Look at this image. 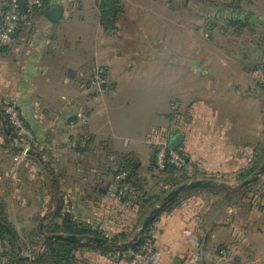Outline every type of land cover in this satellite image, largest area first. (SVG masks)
<instances>
[{"label":"crops","instance_id":"crops-1","mask_svg":"<svg viewBox=\"0 0 264 264\" xmlns=\"http://www.w3.org/2000/svg\"><path fill=\"white\" fill-rule=\"evenodd\" d=\"M157 2L158 0H154L149 8L154 13L152 20L159 18L166 22V14L169 10L153 9ZM9 3L10 0H0V35L3 15ZM76 3L75 0H52L50 7L35 12L32 27L29 30L23 28L14 41L7 44L0 36V111L4 97L18 100L23 119L33 130L40 145L34 149V152L41 153L45 160L51 157L56 160L66 158L63 151L67 149L72 153L71 158L78 161L83 158L81 157L83 153L77 147L79 143L87 151L94 147L99 139V144L102 146H100L101 153L110 154L109 158H112L113 162L116 158L130 156L138 162L142 175L149 176L152 175L149 168L154 151L151 135L157 134L161 128H168L166 130L170 131L169 143L178 141L176 148L181 147L190 162L195 165L198 174L215 177L233 176L252 166L254 147L248 136L250 133L247 129V104L238 106L233 95L238 89L241 90L240 93L251 87V81L243 83L239 80L240 76L237 72L245 74L243 79L247 74L251 80V73L241 65V62L254 61V57L264 61V46L260 42L256 46L257 49L261 47L260 53L259 51L253 53L255 45L252 42L249 43L250 49H247L248 56L246 55L245 58L240 55L222 54L221 49H212L211 55L206 56L200 53L202 51L200 47L209 45L207 42L204 44L196 42L193 47H199L200 51L197 54L175 52L169 57V49L166 48L169 46L168 39L157 38L156 34L144 38L143 32L136 33L138 30L136 27V32L133 33L136 50L144 46L148 49L147 53L152 55H147L146 61L138 59L133 66L121 70L118 78L112 76L113 71L108 66L112 61L109 60L108 65L104 66L112 91L86 101L84 93L80 92L83 88L85 90V85L78 84L77 80L83 77L87 80L91 74L86 71L78 73L75 69L81 46L78 44L77 33H72L76 25L75 23L72 25L75 15L73 6ZM147 4L148 0H137L135 6L129 9L130 15H139L136 10L144 5L148 6ZM54 6L62 7L64 11L59 22H54L43 14V10ZM242 7L243 4L236 14L237 17L249 16L248 21L252 25L264 19V0H257L255 6L254 4L251 6V13ZM229 15L233 14L229 11L226 17ZM83 19L84 17L81 21ZM14 43H20L25 47L19 45L21 47L19 49ZM117 47L121 48L119 42ZM106 48L102 52L112 50L109 45ZM81 49H84L82 51L85 54L92 52L88 45H84ZM96 55L95 59L99 63L102 57L98 47ZM139 60L140 64L151 63L152 66L161 63L166 75L169 74V62L173 64V68L174 65L179 64L184 70L178 73L177 77H184L188 84L186 87L182 84L181 88L177 87L176 90L171 88V94L176 95L171 96L170 113L168 109L164 112L159 111L161 118L166 117L168 124L162 123L159 126L154 124L142 133H139L141 127L138 124L136 125L139 128L124 127V132L127 134L123 136L124 132L120 134L121 123L114 122L111 118L115 110L120 113L123 112V108L129 106V100L124 99L122 92L120 94L118 90L123 83L138 86ZM227 63L233 64L235 72L227 71L225 65ZM207 80L215 87L219 86L218 88L223 89V92H220V94L225 92L222 98L211 96L216 91L207 84ZM149 81V79L145 80L144 84H148ZM140 102L141 98L135 99L136 104L139 105ZM98 115H104L105 121L93 124L92 121ZM0 125L5 132L1 118ZM243 127L245 130L242 129ZM135 131L138 134L134 133ZM4 134L0 136V178L2 174L10 175V171L6 170L5 161L10 157L16 160L22 148L19 146V150L14 152L16 139L6 135V132ZM143 151L146 153V163L143 161ZM53 170L57 173L55 167ZM75 186L71 191L69 203L77 220L84 221L97 230L112 231L121 228L125 223L122 224L123 217L125 218L124 212L129 210L115 199L113 186L105 188L101 185V193L91 184L86 187L85 193L81 192L80 185L75 183ZM6 194L8 195V192L6 193V190L0 186V195L7 197ZM263 201L259 200V213L255 215L264 213ZM16 203L17 207L21 208L32 206L31 202ZM216 211L217 208L213 204L206 203L202 194H195L183 200L172 211L164 212L159 217L161 229L155 241L153 264H264V246H253L257 232L254 233L251 226L257 221L253 220L252 214L246 215L244 220H238L237 212L233 215L235 210L229 206L226 210L231 216L229 222H221L218 221L220 214ZM223 231L224 235L221 234ZM256 231L262 234L264 228L259 227ZM221 245L227 248L223 255L219 249ZM80 255L88 264H117L118 258L115 254L104 256L100 252L88 250L82 251Z\"/></svg>","mask_w":264,"mask_h":264},{"label":"rangeland","instance_id":"rangeland-1","mask_svg":"<svg viewBox=\"0 0 264 264\" xmlns=\"http://www.w3.org/2000/svg\"><path fill=\"white\" fill-rule=\"evenodd\" d=\"M121 1L124 13L119 19L116 27L117 29H109V31H107L101 22L98 0H75L77 3L73 6L75 9L73 14L75 15H73L74 18L72 20V25L74 23L76 25L74 27L75 30L73 29L74 32L72 33H77L78 44L79 46L81 45V48L84 47V45H88L92 49V52L85 54V52L82 51L84 49L79 47L75 69L78 73L86 71L91 75L87 80L86 77H83V79L79 78V80H77L78 82L76 81L78 84L87 85L94 69L100 67L106 70L104 65L107 66L109 60L112 61V64L108 66L110 67V70L113 71L112 76L114 78L120 77V75H118L120 71L124 70L127 66H133L137 63L138 59L146 61L147 59H145V57L152 54H148V49L144 46H141L136 50L134 42L135 38H133L135 36H133V33L136 32L137 28L138 30L136 33L140 34V32H143V36H145L144 38L156 34L157 38L168 39L169 46H166V48L169 49V57L175 52L178 54H189L190 52L197 54L198 51H200L198 50L199 47H193L196 42L200 44L206 42L209 43V45H205L203 48L200 47L202 50L200 53H203L206 56L211 55L212 49H221L220 51L222 54L229 56L240 55V57L244 56L243 58H245L246 55L248 56L247 51L250 49L249 46L252 42H254L255 45L253 53H258L256 51H259L260 53L261 48L257 49L256 46L260 42V37H264V19L259 20V22H257L258 24L254 23L255 25L249 24L247 28L240 33L237 32L238 27H232L226 19L229 11L224 9L221 10L220 7L223 3L231 2L229 0H158L156 7L153 9H168L169 11H167L168 13L166 14V22H163V20L159 18L152 20L154 13L149 8L154 0H148V6H142L140 9L136 10V13L139 15L133 16L130 15L129 9H132L135 6L137 0ZM256 3L257 0H245L242 3V8L250 12L251 6H253V4L255 6ZM82 17H84L83 21H81ZM11 42L6 43L8 44ZM118 42L121 44V48L117 47ZM14 45L18 47L20 45L23 48L25 47L20 43H14ZM108 45L112 47V50L102 52V50ZM18 47H14V49H18ZM97 47L100 49V55L102 57L99 59V63H97V59H95L97 58ZM20 48L21 47H19V49ZM53 50L56 51V49ZM135 50L137 51V54L135 53ZM140 60V67L138 68V73H140V76H138V86L134 87L126 83L119 86L118 93L121 94L122 92L124 99L129 100V106L123 108V112L118 113L115 110L112 114L113 117L111 120L114 122L118 121L122 125L120 134L124 132V127L127 129L129 126H137L136 124L141 127L140 129L137 126L139 128V133H142L145 129L147 131L148 128L154 124V126H159L162 123L164 125L168 124L166 117L165 119L161 118L159 111L164 112L165 109H168L170 113L172 105L171 96L176 95L171 94L172 89L176 90L177 87L181 88L182 84L186 87L188 84L187 79L184 77H177L178 73L184 70V68L182 70V67H180L179 64L174 65L173 68V64L169 62V74L166 75V71L161 67V63H155L152 66L151 63L147 64L141 62L142 64H140ZM262 64L264 65V61L255 57L254 61L248 63L241 62V65L251 73V80L247 77V74L245 79H243L245 74L242 75L241 72H237V75L240 76L239 80L243 83L251 81V87L247 91L240 93L239 91L241 90L238 89L233 95L238 106L247 104V129L250 133L248 136L251 138L254 147L253 165L258 164V169H260L264 163V71L263 69H257V66ZM225 65L227 66L228 72H235L233 64L227 63ZM107 79L108 81L110 80L109 76H107ZM147 79L150 80L149 83L144 84ZM207 84H210V86L216 91L211 95L212 97H223L222 95L225 92L220 94V92H223L221 87H215V85L209 83L208 80ZM84 87L85 90L83 88L80 92L84 93L86 101L98 98V96H95L87 90V86ZM136 98H141L139 105L135 103ZM7 99L9 98L4 97L2 103ZM87 106L91 108L90 105L87 104ZM155 109H157V112H155ZM223 112L224 111H222L221 114H223ZM174 114H176V112H174ZM103 121H105V116L98 115L92 122L93 124H98L103 123ZM166 129L168 130V128H161V130L165 131L168 138L170 131L168 132ZM242 129L245 130V127ZM13 132L16 134V140H18L17 132L15 130ZM4 133L5 132L0 125V136H4ZM134 133L138 134L137 131ZM126 134L127 132L122 135L126 136ZM98 140L99 139L95 142L94 147H92L93 150L92 148L87 149V151L81 155L83 158L78 161L71 158L72 153L68 152L67 149L63 151L65 152L63 154L66 158L56 160L52 157L48 158L46 162H49V164L46 163V167L42 166L39 160L36 161L30 158V155L26 156L23 160L19 159L21 153L18 154L16 160H13V158L10 157L8 161H5L6 170L10 171V175H1L0 186L6 190V193L8 192V195L6 194V206H8V213L11 214L9 219L16 229L21 231L23 237H29L30 230L37 225H44L45 221H40V216L44 213L45 218H50L46 217V214L52 213L56 208L57 198H64L66 205H70L69 200L72 195L71 191L76 187L75 183L80 185L81 192L84 193L86 192V187L90 184L93 187L98 182L100 185L105 186V188H109L113 183L114 178L107 175L105 172L107 169L106 166L108 168L117 169V162L119 160L116 158L117 162L115 163L112 158H109L110 154L106 155L101 153L102 146L99 144ZM21 142V145L25 143L23 141ZM19 146L20 145H17L14 142V147ZM152 146L153 150H156L154 143ZM142 157L144 162L147 161L146 153L144 151L142 152ZM53 167L56 168L57 173L54 172ZM194 170L195 169L190 168V171L193 172ZM155 174L160 173L155 171ZM155 176V178H153L152 175H142L141 177L143 181L145 180L142 183L145 190L150 194L146 197V200L153 196L154 193H161V190H164V183L162 182L164 176ZM236 177L237 175H227L225 177L219 176L216 177V182L240 187L242 183L239 182ZM256 181V184L251 187V190H244L235 195L234 204L232 205V208L235 211L232 214L236 215L235 212H237L236 216L238 217V220H244L243 218H245L246 215L252 214L253 220L257 221L254 226H251L253 232H257V235H255V244L253 246L263 247L264 232L259 234L256 230L259 227L264 228V213L258 215L255 214L259 213L260 194L264 193V174ZM114 188L115 190H113V194H116L117 187ZM50 193L56 194V197H54V199L53 197L51 198V196H49ZM84 193L82 194L83 197L85 196ZM130 193L132 195L130 198H135V200H137L136 197L138 193L132 190ZM196 194H202L206 203L213 204L217 208L216 212L220 214L218 221L229 222L231 216L226 213L229 206L227 207L222 194L216 195L211 192H197ZM22 201L24 203L31 202L32 206L30 208L17 207L16 202ZM141 202H143V200ZM152 204H155L156 207L160 203L153 202ZM70 207L71 206H69V208L67 207V211L70 215L75 216ZM124 215L132 218L134 212L130 208L128 212H124ZM14 217L17 218V220ZM36 220L39 221L36 222ZM133 221H135V219ZM134 224L135 223H132L131 227H133ZM139 228L140 227L136 230H134V228H132L133 230L131 228L127 229L132 230L131 237H133ZM221 234L224 235V231ZM28 242H31V240L28 239ZM44 247L43 244L40 249L42 250ZM38 248L39 247H33L34 250ZM23 254L24 256H29L30 252L24 251Z\"/></svg>","mask_w":264,"mask_h":264},{"label":"trees","instance_id":"trees-1","mask_svg":"<svg viewBox=\"0 0 264 264\" xmlns=\"http://www.w3.org/2000/svg\"><path fill=\"white\" fill-rule=\"evenodd\" d=\"M22 6V9H25L26 0H19ZM43 6L41 8H37L35 12H39V10L48 8L51 6L52 0H42ZM99 1V9L101 14V22L105 30L109 31V29H117V24L121 15L124 13V8L121 0H98ZM231 2L223 3L220 5L222 9L230 11L231 14L226 19L228 23L232 27H238L237 32L243 31L250 22L248 21L250 18L247 16L246 18L237 17L236 14L241 10V4L245 0H229ZM24 28L21 25L19 31L15 35V38L19 36V32ZM25 29V28H24ZM260 43L264 46V37H260ZM261 48V47H260ZM257 69H263L264 65L257 66ZM2 112V110H1ZM9 130L11 131V137L16 139V134L13 132V128L10 126ZM7 135V134H6ZM169 142V140H168ZM170 146V143H169ZM79 151L82 153L85 152L84 147L77 146ZM14 152H17L18 147H14ZM83 149V150H82ZM178 151L183 159L184 166L179 168L175 165H168L166 168L159 172L160 174H155L157 168L156 161V150L154 149L151 165L149 168L152 177L155 178L160 175V177L164 176L162 182L164 183V190H161V193H154L153 196L148 197L149 192L145 190L144 185L142 184L144 181L142 180V173L140 172V168L138 166V162L131 158L130 156L120 157L117 162L118 168H108L106 166L105 172L107 175H110L114 178L111 186L117 187V191L115 194V199L121 202V204L125 205V207L130 210H133L134 215L131 217L125 218L123 217L122 226L119 229L112 230L115 233L114 238L111 242L115 244H125L128 243L133 237H131V231L136 230L138 227H141L145 218L149 215L150 211L155 208L154 203H161L165 195L171 191L172 189L185 184L192 182L198 179L205 180H214L216 182L215 176H207L204 174H198L195 168V165L190 162L188 156L181 150V147H177L175 149ZM34 151V150H33ZM34 160H38L36 157L32 155L29 156ZM189 167V168H188ZM190 168L195 169L193 172L190 171ZM259 168L258 164H252L250 168L244 170L237 174L236 179L243 184L246 180L250 179L254 176ZM157 172V171H156ZM123 173H126L127 176L125 179H119V176ZM254 183L245 186V187H236L231 188L227 183H217L218 185L213 189H205V190H193L187 193H184L179 198L175 199L173 202L169 203L162 213H160L156 219L159 220V217L167 211H172L178 205L182 203L183 200L194 196L197 192H211L212 194H222L224 196V201L228 206H232L234 204L235 195L237 193H241L242 191L251 190V187L256 184ZM161 183V182H160ZM162 184V183H161ZM165 187H170L165 189ZM101 185L97 182L94 186L97 192L100 191ZM137 192V200L132 197L130 191ZM122 191V192H121ZM49 196L51 198L56 197V194L50 193ZM260 201L264 200V193L260 194ZM57 206L53 210L52 213L46 214V217H50L49 219L45 218V215L40 216V221L44 220L45 223L43 228L37 225L32 228L29 232V237L22 236L21 231L17 230L16 227L9 219V213L7 210V202L6 197L0 195V264H88L87 260L81 257V252L88 251H96L100 252L102 255L107 256L109 254L119 253L116 263L117 264H130L133 263L134 253L138 251L139 247L143 244V242L147 238V233L149 231V227L147 230L139 237V239L132 244L130 247H117L116 245L110 244L108 246H103L97 244L92 238L93 237H103L102 230L103 229H94L89 226L86 222L79 221L75 218V216L70 215L67 211V207L70 205H66L64 198H57ZM143 200V202H141ZM142 203V204H141ZM71 208V207H70ZM127 217V218H126ZM135 219V221H133ZM155 219V220H156ZM39 221V220H38ZM36 220V222H38ZM60 221V223H59ZM132 223H135L133 227ZM131 228L130 230H128ZM110 231V230H109ZM44 234L52 235V234H65V235H76L79 238L84 240L83 243L79 242H61V241H51L45 245V247L41 250L40 247L43 246L45 242ZM104 238V237H103ZM28 239L31 242H28ZM157 239V238H156ZM156 241V240H155ZM33 247H39L34 250ZM220 253L227 251L225 245H221L219 247ZM29 251V256H24L23 252ZM112 255V256H113ZM153 258L144 263V264H153Z\"/></svg>","mask_w":264,"mask_h":264},{"label":"built area","instance_id":"built-area-1","mask_svg":"<svg viewBox=\"0 0 264 264\" xmlns=\"http://www.w3.org/2000/svg\"><path fill=\"white\" fill-rule=\"evenodd\" d=\"M42 6V0H26L25 9H22L19 0H10L9 6L3 15L0 35L2 41L5 43L14 41L15 35L19 31L21 25H23L26 30H29L32 27L36 9L41 8ZM85 86H87L86 88L89 92L98 97L108 94L112 91V86L107 79L106 70L100 67L94 69L88 84ZM1 110L6 117L9 126H11L17 132V145L19 144L23 148L19 159L23 160L29 155V152L40 147V145L35 138L33 130L25 123L23 119L17 99L9 98L5 100L2 103ZM151 140L153 141L157 152V172L163 171L166 166L171 164L179 168L184 166V159L182 155L169 146L165 131L160 130L157 132V134L151 135ZM21 141L25 143L21 145ZM126 176L127 174L123 173L119 176V179H125ZM160 229L161 221L158 219L154 220L149 226L146 240L139 247L138 251L134 253L133 263L143 264L153 258L155 254V240L159 235ZM102 236L105 239L111 241L114 238L115 233L108 230H102ZM109 255L111 256L112 254ZM116 255L120 256L119 253Z\"/></svg>","mask_w":264,"mask_h":264},{"label":"water","instance_id":"water-1","mask_svg":"<svg viewBox=\"0 0 264 264\" xmlns=\"http://www.w3.org/2000/svg\"><path fill=\"white\" fill-rule=\"evenodd\" d=\"M63 8L59 6H54L51 7L47 10H43V14L49 17L52 21L54 22H59L63 16ZM0 118L3 121V125L5 128V132L8 136H11V131L9 130V124L8 121L6 120L4 114L0 111ZM178 142V141H177ZM171 143L170 147L172 149L176 148V143ZM23 148H21V151ZM29 155L35 156L41 164L46 166V163L49 164V162H46L44 156L39 153V152H34L31 151L29 152ZM264 174V163L260 167V169L256 172L254 176H252L250 179L246 180L241 184L240 187H245L248 186L252 183H254L260 176ZM218 184L214 180H205V179H198L194 180L189 183L182 184L171 191H169L165 197L163 198L162 202L156 206L150 213L149 215L145 218L142 226L138 229V231L135 233L133 238L125 244H115L103 237H93L92 239L99 245L103 246H108L110 244L116 245L117 247H130L132 244H134L139 237L147 230V228L151 225V223L156 219V217L163 212L165 207L173 202L175 199L179 198L181 195L184 193L193 191V190H205V189H213L217 186ZM231 188H234V186H231ZM43 228V226H41ZM43 236L45 238L44 246L51 242V241H61V242H79L83 243L84 240L82 238L77 237L76 235H65V234H52V235H47L43 233Z\"/></svg>","mask_w":264,"mask_h":264}]
</instances>
